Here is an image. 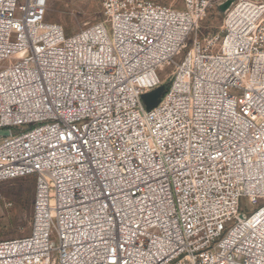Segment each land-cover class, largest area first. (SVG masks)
<instances>
[{"label": "built area", "instance_id": "built-area-1", "mask_svg": "<svg viewBox=\"0 0 264 264\" xmlns=\"http://www.w3.org/2000/svg\"><path fill=\"white\" fill-rule=\"evenodd\" d=\"M179 1L101 0L66 35L50 0H0V183L34 182L0 264H264V0L202 40L214 0Z\"/></svg>", "mask_w": 264, "mask_h": 264}, {"label": "rangeland", "instance_id": "rangeland-1", "mask_svg": "<svg viewBox=\"0 0 264 264\" xmlns=\"http://www.w3.org/2000/svg\"><path fill=\"white\" fill-rule=\"evenodd\" d=\"M162 5L181 7L179 0H152ZM236 0H214L200 21L197 37L221 36L222 20L226 10ZM46 20L62 26L66 35L102 20L101 0H50ZM108 27V26H107ZM194 35L188 39L190 46ZM185 52V51H184ZM184 52L175 58L178 61ZM173 72V65L157 72L163 81L164 89L168 77ZM34 199V182L31 179H17L0 183V240L23 237L29 234ZM253 208L243 200L241 211L250 213Z\"/></svg>", "mask_w": 264, "mask_h": 264}, {"label": "water", "instance_id": "water-1", "mask_svg": "<svg viewBox=\"0 0 264 264\" xmlns=\"http://www.w3.org/2000/svg\"><path fill=\"white\" fill-rule=\"evenodd\" d=\"M163 92H164V87L161 85L155 90L149 93L143 94L141 96V101L143 105L145 106V108L147 110L154 108L159 102L160 98L162 97ZM8 135H9L8 130H0V138L8 136Z\"/></svg>", "mask_w": 264, "mask_h": 264}]
</instances>
